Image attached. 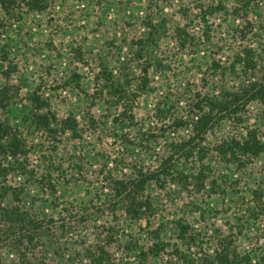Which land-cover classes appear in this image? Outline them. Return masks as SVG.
<instances>
[{"label":"rangeland","instance_id":"rangeland-1","mask_svg":"<svg viewBox=\"0 0 264 264\" xmlns=\"http://www.w3.org/2000/svg\"><path fill=\"white\" fill-rule=\"evenodd\" d=\"M252 3L247 18L264 19V0ZM41 4L0 6V86L9 89L12 109L30 111L28 93L36 91L58 119L72 115L78 133L38 131L30 127V114L20 121L9 108L0 114V120L19 124L31 146L28 167L0 175V184L8 187L0 208L28 214L18 220L0 212V264H89L99 245L108 253L106 264H177L179 254L196 263L225 236L231 247L264 264V221L248 215L264 207V193L251 194L261 161L227 177L219 163L212 165L209 180L221 176L223 192L209 194L207 185L202 191L191 188L196 164L174 159L167 166L181 174L160 186L153 180L145 185L139 197L148 198L152 210L139 219L126 214L122 195L112 192L108 180L159 171L168 147L192 135L184 122L190 121L188 105L238 90L237 75L221 71L244 46L257 48L251 33L240 38L246 14L232 0ZM102 76L119 80V97ZM162 105L164 116L156 120ZM240 109L206 135L214 160L217 142L240 136L246 126L255 125L264 139V104ZM57 165L48 181L40 178L47 166ZM178 224L190 231L181 235ZM32 233L36 238L29 241Z\"/></svg>","mask_w":264,"mask_h":264},{"label":"trees","instance_id":"trees-1","mask_svg":"<svg viewBox=\"0 0 264 264\" xmlns=\"http://www.w3.org/2000/svg\"><path fill=\"white\" fill-rule=\"evenodd\" d=\"M41 1L0 0V6L6 10L8 7L15 9L19 7V2H24L25 5L27 4L29 7L39 9L43 7ZM232 3L236 6L235 10L242 11L244 15L253 7L252 0H232ZM241 24H243V26L240 28L241 30H239V34L241 35L240 38L245 39L247 35L251 33L252 43L256 45L257 48H253L249 45L244 46L241 50L236 52L235 59L230 62V66L221 71V75H223L226 69H229L228 73L232 72L233 75H237L238 79H240V83L237 87L238 90L223 93L221 96H214L211 98L203 96L205 101L195 100L191 105H188L185 111L190 113V121L184 122L191 127L192 135L188 140H182L176 143V145L168 147L167 151L169 152L167 156L163 157L159 171L146 173L138 171L133 178L115 180L108 178L109 181L111 180V182H109V188L112 192L118 196L122 195L123 209L129 217L139 219L148 211L151 212V201L148 198L143 199V197H139V194L145 190V185L150 180H153L155 185L159 184L157 186H160L165 181H168L169 177L173 179L175 175L181 174L173 172L174 170L170 167V164L167 166L168 163L174 159H182L186 162L191 161L195 163L197 168L192 174L194 177L192 178L191 188L195 191H202L203 188L208 186L205 191L209 194H219L223 192V188H220V184L217 183V179L221 176L218 175L219 177L209 180V177H213L215 174L210 170L212 165H217L219 163L228 171L224 175V177H227V175L232 174L233 171L234 173L245 172L249 165H256L258 161H261L262 164L264 163V161H262V158H264V139L258 136L259 131L258 128H255V125L254 127L246 126L244 128L245 132L240 134V136L233 135L217 142L214 148L216 160L212 158L213 156L210 154V148L206 143V135L208 132L218 125L222 119H235L233 114H236L240 106L242 107L240 111H242L243 108V111H245L249 103L258 102L264 104V19L252 20L247 18L246 14L241 20ZM145 74L142 77L144 82L146 80ZM102 77L105 78V76ZM105 80L107 81L105 86L109 89L110 93L113 94L114 97H119V80H107V78H105ZM28 99L30 101V111H27L28 107L24 106H19L15 109L9 108V89L7 86H0V114L4 113L7 108H9L8 111L15 113L14 116L20 121L23 116L30 114V127H34L38 131L43 130L44 132L53 133L54 135H67L69 137L77 136L76 122L72 115L61 120L58 119L55 113L50 110L49 104L36 91L29 92ZM203 102L204 104H202ZM164 107L165 105L157 106L156 111L158 112L155 113L156 120L164 116L162 114L164 112ZM236 119L244 122L242 116L236 117ZM174 120L176 121L177 119L174 118ZM18 128L19 124L13 126L5 119L0 120V175H5L14 167H18V169L21 170L28 167L26 157L28 153H30L31 146L26 143L23 134ZM175 153H178V155ZM49 161L50 160H48V162ZM50 166L53 167V164ZM57 167H59V165L54 167V170L52 168L50 170L47 166L46 170L40 174V178L44 181H48ZM30 172H32V170H29L28 173ZM259 179L260 181H258L256 188L251 190V194L252 196L254 195V197L262 196L264 193V168L260 173ZM220 183H225V179L222 178ZM7 191L8 187L0 184V205ZM0 212H2L3 216H6L8 213L9 217L12 215L14 219L18 220L21 219V215L24 217L28 216L27 213H19L18 210H9L8 207L0 208ZM251 213H253L254 218L262 216L264 221V207L260 206V210L256 209L255 212L254 210L248 211V215ZM247 221L246 223H248ZM26 224L27 226H32L33 222L27 219ZM178 225L181 235H186V233L190 231L187 225ZM36 235L37 234L32 233L31 236H29V241L35 239ZM189 235H191V233H188L187 236ZM39 236L40 235H38V237ZM219 240L220 241L216 243L212 251L204 252L196 263L189 259L186 260L184 254H179V261L177 264L261 263L258 258L256 260L253 259L255 254L250 255L248 251L243 253L238 252L236 250V244L231 247L230 243L233 242L231 239L227 238V236ZM149 250L150 253L155 254L158 249L157 247H152L149 248ZM141 253L146 255L145 252ZM107 256V251L103 246L99 245L98 248L92 251L89 264H106L108 261Z\"/></svg>","mask_w":264,"mask_h":264}]
</instances>
